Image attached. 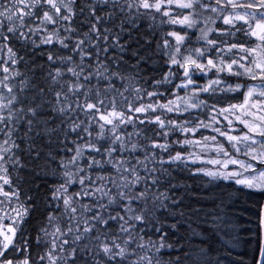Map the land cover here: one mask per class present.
<instances>
[{
	"label": "snow or ice",
	"instance_id": "obj_1",
	"mask_svg": "<svg viewBox=\"0 0 264 264\" xmlns=\"http://www.w3.org/2000/svg\"><path fill=\"white\" fill-rule=\"evenodd\" d=\"M0 264H264V0H0Z\"/></svg>",
	"mask_w": 264,
	"mask_h": 264
},
{
	"label": "trees",
	"instance_id": "obj_2",
	"mask_svg": "<svg viewBox=\"0 0 264 264\" xmlns=\"http://www.w3.org/2000/svg\"><path fill=\"white\" fill-rule=\"evenodd\" d=\"M241 203H242V201H241ZM239 207H240V205H237L236 206V209H234V210H237L238 211Z\"/></svg>",
	"mask_w": 264,
	"mask_h": 264
}]
</instances>
